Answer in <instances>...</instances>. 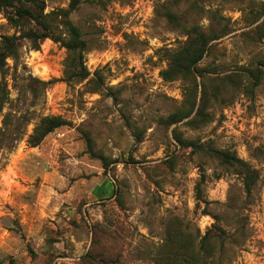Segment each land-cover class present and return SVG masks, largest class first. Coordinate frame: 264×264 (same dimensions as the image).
Listing matches in <instances>:
<instances>
[{
  "label": "rangeland",
  "instance_id": "obj_1",
  "mask_svg": "<svg viewBox=\"0 0 264 264\" xmlns=\"http://www.w3.org/2000/svg\"><path fill=\"white\" fill-rule=\"evenodd\" d=\"M73 1L46 0L44 14L81 30L89 78L68 79V51L49 39L22 41L18 65L52 82L44 97L8 78L0 131L9 111L30 122L0 153V264H264V0ZM194 28L212 37L205 57L166 81ZM14 34L0 15V43ZM44 117L68 124L33 147ZM213 151L255 173L251 192Z\"/></svg>",
  "mask_w": 264,
  "mask_h": 264
},
{
  "label": "trees",
  "instance_id": "obj_2",
  "mask_svg": "<svg viewBox=\"0 0 264 264\" xmlns=\"http://www.w3.org/2000/svg\"><path fill=\"white\" fill-rule=\"evenodd\" d=\"M45 2L46 0H0V15L5 16L8 24L16 28L17 34H20L3 36L0 43V116L3 115L6 106L12 102L8 81L9 76H12L14 82H17V79L20 77L26 84V89L35 99L41 96L44 97L47 89L52 84V82H44L32 76L24 77L23 74L18 75V65L23 47L22 41H27L30 44V48L36 51L40 50L41 44L48 39L55 43H61L68 51L65 76L70 80L79 82L85 81L90 76L85 66V54L89 49L86 40L83 39V33L70 21L66 23V35L58 32L51 26L50 22L46 21L49 17L44 14ZM77 2V0L72 2L71 10H75ZM168 18L171 22L176 23V25H180L178 17L175 14L168 13ZM187 35L189 39L186 45L170 55L169 68L162 72V77L166 81H174L179 78L188 79V77L194 74V70H197V65L203 60L208 51V45L212 40L211 35L209 36L201 32L198 28L187 32ZM8 59L14 60L15 65L13 68L7 63ZM23 66L24 69L27 68L26 65ZM11 70H13V73H11ZM252 76L254 78V86H257L261 82L260 77L257 74H252ZM194 106L195 104L192 106V109ZM202 108L199 114L202 112ZM29 122L30 118L24 113L19 114L18 112L9 111L3 116L0 131V153L2 150L7 149L12 151L17 147L26 134ZM67 124L62 117H44L41 119L40 126L29 137L30 145L38 147L49 134ZM181 142L185 148L197 146L194 143L188 145L183 141ZM212 153L224 165L234 168L241 167L243 169L242 174L247 182V190L251 192L252 186L255 184L253 183L256 178L255 173L229 152L213 151ZM204 181L205 177L202 176L197 188V198L199 201L202 200L201 184ZM207 241L208 236L203 239L202 243L205 245L208 243ZM186 256L189 264H198L200 254L198 256L186 254ZM205 257L206 259L203 258V262L209 258V256Z\"/></svg>",
  "mask_w": 264,
  "mask_h": 264
}]
</instances>
